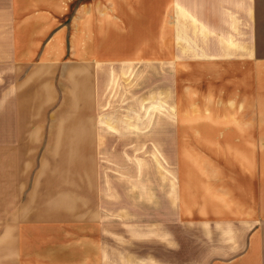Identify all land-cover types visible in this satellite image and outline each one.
I'll return each instance as SVG.
<instances>
[{
  "label": "crops",
  "instance_id": "1",
  "mask_svg": "<svg viewBox=\"0 0 264 264\" xmlns=\"http://www.w3.org/2000/svg\"><path fill=\"white\" fill-rule=\"evenodd\" d=\"M105 2L0 0V85L22 68L99 76L148 61L130 44L146 22L132 1ZM155 22L157 98L172 117L156 129L168 138L153 211L122 219L115 200L75 222L30 218L51 242L25 254L13 216L0 264H264V0H156Z\"/></svg>",
  "mask_w": 264,
  "mask_h": 264
},
{
  "label": "rangeland",
  "instance_id": "2",
  "mask_svg": "<svg viewBox=\"0 0 264 264\" xmlns=\"http://www.w3.org/2000/svg\"><path fill=\"white\" fill-rule=\"evenodd\" d=\"M116 1L106 0V8L114 10ZM131 1L134 21L146 22L130 44L148 61L133 59L130 69L100 70L99 76L77 75L75 63L67 73L22 68L20 82L12 84L10 73L0 85V211H10L0 223L20 216L22 254L51 242L45 231L31 229L34 224L28 228L30 218L75 222L83 210L108 212L115 200L122 219L153 211L164 157L156 142L168 138L156 129L171 124L172 111L157 98L156 0ZM7 232L0 229V238Z\"/></svg>",
  "mask_w": 264,
  "mask_h": 264
}]
</instances>
